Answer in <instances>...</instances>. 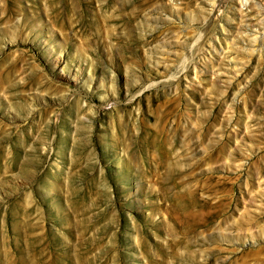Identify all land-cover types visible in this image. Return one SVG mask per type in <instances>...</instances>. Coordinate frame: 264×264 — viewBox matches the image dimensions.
Returning <instances> with one entry per match:
<instances>
[{"label":"rangeland","instance_id":"obj_1","mask_svg":"<svg viewBox=\"0 0 264 264\" xmlns=\"http://www.w3.org/2000/svg\"><path fill=\"white\" fill-rule=\"evenodd\" d=\"M0 264H264V0H0Z\"/></svg>","mask_w":264,"mask_h":264}]
</instances>
